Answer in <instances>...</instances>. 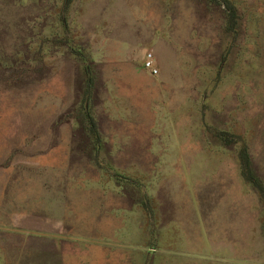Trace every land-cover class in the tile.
<instances>
[{
  "label": "rangeland",
  "instance_id": "obj_1",
  "mask_svg": "<svg viewBox=\"0 0 264 264\" xmlns=\"http://www.w3.org/2000/svg\"><path fill=\"white\" fill-rule=\"evenodd\" d=\"M0 264H264V0H0Z\"/></svg>",
  "mask_w": 264,
  "mask_h": 264
},
{
  "label": "built area",
  "instance_id": "obj_2",
  "mask_svg": "<svg viewBox=\"0 0 264 264\" xmlns=\"http://www.w3.org/2000/svg\"><path fill=\"white\" fill-rule=\"evenodd\" d=\"M142 67L148 70V72L152 75H155L157 73V69L155 68L152 62V54L149 50L144 53Z\"/></svg>",
  "mask_w": 264,
  "mask_h": 264
},
{
  "label": "trees",
  "instance_id": "obj_3",
  "mask_svg": "<svg viewBox=\"0 0 264 264\" xmlns=\"http://www.w3.org/2000/svg\"><path fill=\"white\" fill-rule=\"evenodd\" d=\"M240 160H243V162H244V166H245L246 163H247V160H246V156H245V154H241Z\"/></svg>",
  "mask_w": 264,
  "mask_h": 264
}]
</instances>
